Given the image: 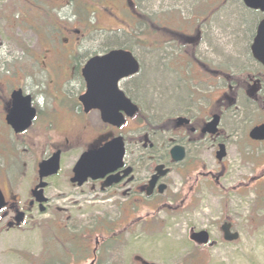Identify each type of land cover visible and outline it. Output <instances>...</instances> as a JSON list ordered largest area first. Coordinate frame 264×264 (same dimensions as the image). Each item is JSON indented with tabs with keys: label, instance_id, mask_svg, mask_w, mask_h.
I'll return each instance as SVG.
<instances>
[{
	"label": "rangeland",
	"instance_id": "rangeland-1",
	"mask_svg": "<svg viewBox=\"0 0 264 264\" xmlns=\"http://www.w3.org/2000/svg\"><path fill=\"white\" fill-rule=\"evenodd\" d=\"M156 1L157 8L138 6L133 14L120 4L102 9L95 0H0L1 86L14 84L30 93L48 120L53 108L41 106H48L58 96L71 99L72 88L78 87L75 78L62 76L61 60L64 65L67 52L76 66L91 52L123 47L144 62L149 117L156 109L149 88L171 81L156 71L152 59L158 46L166 52L173 50L168 47L169 37L163 38L167 42L154 41L156 35L165 34L164 28L189 30L205 18L202 41L195 49L212 50L219 43L232 60L243 56L239 51L249 40L250 28L264 17V13L244 9L240 0H223L219 10L207 8L204 0ZM47 48L51 51L49 65ZM249 109L241 99L240 106L227 112L232 125L226 130L232 142L223 164L213 154L202 153L196 157L199 167L194 174H173L166 196L138 203L140 207L134 209L119 196L101 201L94 194H85L89 188L80 194L69 188L64 171L69 170L79 150L66 154L60 173L47 180L51 200L46 211L33 207L15 229L6 230L0 222V264H75L78 261L67 257L73 248L65 242L71 237L68 233L87 237L92 223L102 219L112 221L114 227L101 244L98 257L102 264H142L136 258L148 264H264V144L247 137L256 118ZM238 114L243 121L235 123ZM37 124L28 130L34 138ZM27 141L25 137L13 140L0 118V187L9 195H18L20 206L34 181L37 162L47 153L27 146ZM187 168L190 171L192 165ZM61 193L70 195L65 200L58 197ZM178 194L184 195L182 201L175 198ZM224 218L238 233L235 241L221 237L219 226ZM190 228L207 230L215 244L196 245L188 237ZM85 241L81 239V243Z\"/></svg>",
	"mask_w": 264,
	"mask_h": 264
},
{
	"label": "flooded vegetation",
	"instance_id": "flooded-vegetation-1",
	"mask_svg": "<svg viewBox=\"0 0 264 264\" xmlns=\"http://www.w3.org/2000/svg\"><path fill=\"white\" fill-rule=\"evenodd\" d=\"M95 1L102 9L119 4L129 10L138 6L153 9L159 4L156 0ZM203 2L207 8L212 7L219 10L223 0H204ZM240 3L244 9H248L241 0ZM200 4L204 5V3ZM206 21L207 19L202 18L189 30H184L182 27L178 30L164 28L166 29L165 34L155 36L156 43L167 42L163 38L169 37L167 38L170 40L168 47L173 48L168 53L161 50L163 46H158L152 58L157 68L156 71L169 76L171 81L166 84L155 83L152 88H149L150 96L154 97L150 99V102L156 106L155 113H150L149 117L146 115L145 107L147 95L144 62L133 53L131 54L137 61V71L119 78L116 83L117 89L129 101L128 103L119 102L117 105V113L122 117L123 123L118 126L110 124L102 120L101 111L98 108H85V104L92 105L100 100L97 97L91 99L83 97L86 91V81L82 73L83 66L91 57L105 54L111 49L127 50L123 47L91 52L76 66H72L73 62L69 59L71 52L66 53L63 58L65 63L62 65L61 60L60 65L62 76L67 79L75 78L78 87L72 88V92L69 90L74 93L71 99H62L58 96L53 98L48 106H41L54 109H52V117L48 119L51 122L44 119L40 105L34 101L30 93L23 92L22 88L17 85L12 84V87L8 88L5 85L1 86L3 82L0 83V118L3 119L6 130L10 131L13 140L25 137L29 141H27V146L31 144L39 147L40 150H47L46 155L43 154V158L37 164L52 154L58 153L56 172L39 177L36 164L34 181L28 189L23 205L18 204V195L13 193L9 195L0 187L5 202L0 210V222L5 225L6 230L19 227L33 207H37L40 212L46 211L48 202L51 200L47 191L51 184L47 180L60 173L62 158L66 154H72L73 150L78 149L79 153L74 156L72 164L68 167L69 170L64 171L69 188L77 189L79 194L85 191L84 188H89V192L85 194H94L96 199L101 201L119 196L125 203L132 204L134 209L140 207L138 203L146 200L158 201L166 196L172 187L171 176L173 174L187 177L194 174L199 167L196 157H200L202 153L209 152L213 154L218 163H224L229 143L232 142L226 130L232 124L227 121L226 115L233 106H240L241 99L246 100L249 110L256 114L251 128L264 123V65L254 58L251 50L259 21L253 29L250 28L248 37H246L249 40L244 42V39H240L244 44L239 54L243 56L241 58L237 55L233 56L232 60L231 57H226V51L221 50L219 43L212 50L208 49L209 47L204 51L195 49L202 41L203 25ZM205 27L209 28L207 25ZM162 28L158 26L161 31ZM65 30L70 31L68 28ZM76 32L78 33L79 30ZM139 40L145 41L144 38H139ZM177 41L181 42V45H178ZM45 50H47L46 58L47 65H49L48 58H50L51 51L49 48ZM18 89L23 95L29 96L34 116L27 128L15 132L6 122L5 117L11 107L12 93ZM165 104L170 106L167 107ZM214 121V131L210 132L206 126ZM237 121H243L239 114L235 123ZM35 124H37L34 130L36 138L33 134H28V130ZM250 129L247 130L249 140L256 144H264V139L256 140L248 136ZM116 138H119L123 149L121 166L106 172L99 178L89 176L81 184L72 181L74 166L82 153L97 150ZM233 144L235 145L234 140ZM220 145L223 146L224 156L218 160L216 152L219 151ZM174 148L182 149L183 156L179 161H174L172 158L171 150ZM187 165H192L190 171ZM41 183L42 186L35 190L36 186ZM38 190H41L39 195L35 193ZM69 195L61 193L58 197L66 200ZM184 195L180 194L181 197H179L178 194L175 198L182 201ZM37 196L45 199L41 204L42 210L36 201ZM18 212L22 213V219L16 223L15 216ZM225 220L226 218L223 221ZM112 230H114L113 222L102 219L100 222L94 221L90 232L86 233L87 237H82L86 240L85 243H81V235L68 233L71 237L69 240L65 239V242H69L73 248L68 249L70 251L67 257L78 261L75 264H102L98 254L101 244L108 240V234ZM72 240L74 243L71 242Z\"/></svg>",
	"mask_w": 264,
	"mask_h": 264
},
{
	"label": "water",
	"instance_id": "water-1",
	"mask_svg": "<svg viewBox=\"0 0 264 264\" xmlns=\"http://www.w3.org/2000/svg\"><path fill=\"white\" fill-rule=\"evenodd\" d=\"M241 1L250 9L264 12V0ZM251 50L254 58L264 65V18L257 24ZM136 71L137 61L127 50L113 49L105 54L91 57L82 69L86 81V91L83 97L86 99L97 97L100 101L92 105L85 104V108H98L101 111L102 120L110 124L118 126L123 123L122 117L117 113V105L119 102L128 103L129 101L117 89L116 83L119 78L133 74ZM11 98V107L7 111L5 119L15 132H20L29 126L34 116V110L30 106L29 96L23 95L21 90L14 91ZM83 102L85 103L84 100ZM214 124L215 121L208 124L206 128L212 132L214 131ZM248 136L252 139L263 140L264 123L252 127ZM119 141V138H116L97 150L82 153L74 166L72 181L81 184L89 176L99 178L106 172L113 171L121 166L123 149ZM171 154L174 161H179L183 156L181 148L172 149ZM223 156V146L220 145L219 151L216 152V158L220 160ZM57 168L58 153H55L38 163L39 177L52 174L56 172ZM40 186H42V183L38 184L35 190ZM35 193L39 195L41 190ZM36 201L41 207V203L45 199L37 196ZM4 204V198L0 191V209ZM40 210H42V207ZM21 219L22 213L18 212L15 216L16 223H19ZM220 230L225 241H234L238 238V233L231 230V223L228 221L220 225ZM188 237L197 245L208 244V246H212L214 244V241H209V234L204 229L195 231L190 228Z\"/></svg>",
	"mask_w": 264,
	"mask_h": 264
},
{
	"label": "trees",
	"instance_id": "trees-1",
	"mask_svg": "<svg viewBox=\"0 0 264 264\" xmlns=\"http://www.w3.org/2000/svg\"><path fill=\"white\" fill-rule=\"evenodd\" d=\"M130 11L133 12V14H136V10L135 9H130Z\"/></svg>",
	"mask_w": 264,
	"mask_h": 264
}]
</instances>
